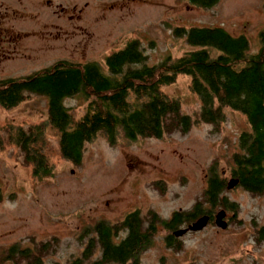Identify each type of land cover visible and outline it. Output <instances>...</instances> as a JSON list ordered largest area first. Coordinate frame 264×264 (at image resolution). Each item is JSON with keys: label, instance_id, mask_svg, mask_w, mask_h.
Returning a JSON list of instances; mask_svg holds the SVG:
<instances>
[{"label": "rangeland", "instance_id": "obj_1", "mask_svg": "<svg viewBox=\"0 0 264 264\" xmlns=\"http://www.w3.org/2000/svg\"><path fill=\"white\" fill-rule=\"evenodd\" d=\"M62 7L72 16L52 13ZM13 9L19 15L13 21L19 31H33L19 41L20 52L31 56L19 57V76L62 58L94 60L106 72L105 55L131 39L140 41L149 64L157 63L193 48L173 35L172 28L181 25H220L231 34H245L249 52H255L264 28V0H219L209 7L189 0H51L50 5L44 0H0V12L10 14ZM189 82V75L178 74L161 89L178 98L182 112L194 117L200 101ZM64 103L76 117L84 110L81 97ZM46 118L44 96L32 95L9 109L0 104V264H13L3 256L9 246L23 247L52 236L59 245L45 261L65 263L87 242L79 237L85 227L101 218L117 220L136 205L142 211L152 207L163 217L179 207L188 209L209 165L227 173L233 167L238 136L249 128L242 113L226 108L216 130L196 121L185 133L161 138L131 140L118 132L114 143L99 133L85 143L80 164H74L61 156L58 133ZM36 123H45L43 147L52 166L51 174L42 177L32 174V165L24 162L8 136L18 126ZM236 193L230 196H239ZM242 202L241 216L246 219L255 210L246 199ZM162 234L142 252V264H264V240H182L177 251L165 246ZM201 235L208 231L195 236Z\"/></svg>", "mask_w": 264, "mask_h": 264}, {"label": "trees", "instance_id": "obj_2", "mask_svg": "<svg viewBox=\"0 0 264 264\" xmlns=\"http://www.w3.org/2000/svg\"><path fill=\"white\" fill-rule=\"evenodd\" d=\"M218 1L189 0L204 7ZM172 33L193 48L149 64L140 41L131 39L105 55L106 72L96 61L59 60L52 66L19 76V83L6 89L7 93H19V97L0 98V104L9 109L27 99V93L46 95L45 123L58 133L61 156L74 164H80L85 143L99 133L114 143L118 132L131 140L161 138L175 132L185 133L196 121L210 123L216 130L225 119L226 108H230L242 113L249 125L238 136L232 171L263 172L264 28L259 33V48L255 52H249L245 34H231L220 25L174 26ZM178 74L190 76L189 88L199 98L200 108L194 117L182 112L178 98L161 89L174 82ZM69 97H81L85 102L83 112L77 117L64 103ZM45 123L18 126L8 133L9 141L14 140L24 162L32 165V174L37 177L52 172L43 147ZM3 141L0 134V148ZM131 215L128 213L116 223L97 221L87 231L83 230L79 237H88L87 242L80 253L65 263L45 261L59 245L57 236L32 240L31 245L23 247L11 245L3 256L13 264H142L139 253L152 240H132V232L118 243L112 240L118 229L130 227L134 221L138 227V218ZM172 246L178 251L183 244L178 241Z\"/></svg>", "mask_w": 264, "mask_h": 264}, {"label": "flooded vegetation", "instance_id": "obj_3", "mask_svg": "<svg viewBox=\"0 0 264 264\" xmlns=\"http://www.w3.org/2000/svg\"><path fill=\"white\" fill-rule=\"evenodd\" d=\"M44 2L48 5L51 4V0H44ZM75 8L76 5L73 4L71 9L75 10ZM80 9L78 12H80ZM52 13L57 16H72V13L67 12L66 7L52 9ZM77 16H79V14ZM7 19L10 20L8 24L6 23ZM18 19L19 15L15 14L14 9L10 14H8V10L4 13L0 12V98L9 97L11 99H17L19 97V93L12 91L7 93L6 89L14 83H19V57H21V59L31 57L29 54H25L22 51L20 52L22 47L19 46V41H22L26 36L32 35L33 31H19V25L13 22ZM59 60H67L68 63H83L62 58L38 69L52 66ZM32 95L46 97L43 93H27L28 98ZM262 164L263 172L261 173H236L233 172L231 168L228 173L225 169L221 172H216L215 167L211 164L199 181L201 187L200 193L198 195H196V193V196L194 195V200L188 209L179 207L178 209L172 210L169 216L163 217L152 207L142 211L140 207L136 205L117 220L97 219L91 225L85 227V229L87 231V228H90L97 221L116 223L122 220L128 213H131V217L134 215V218H138V227L135 226L134 221L133 225H130V227L128 225L118 229L115 234L112 235V240H115L117 243L119 240H124L131 236V232L133 234L132 240H154L158 233L161 234V232H163L161 240L164 241L167 248L172 250V245L182 240H255V242H257V240H264V163L262 162ZM232 178L236 179V182L232 187L228 188V181ZM232 193L239 194L241 197H232L230 196ZM246 196L248 198H246ZM243 198L246 199L255 210L251 211L246 219L241 216ZM107 203L108 200H106V204ZM219 210L224 211L222 216V219L226 222V227L224 228L218 226L215 222V217ZM200 216H207L206 225L201 229L191 230L188 228L180 235L175 234V230L187 228ZM174 219L176 220L173 221ZM243 223L248 224L249 227H246V225L243 226ZM206 231H208L207 236H195L198 233L203 234V232ZM87 233L89 236L92 234V232ZM192 235H194V237ZM221 235L225 236L221 237ZM85 239L87 240L88 237ZM149 246L143 251L148 249ZM143 251L139 253V261L141 263V254Z\"/></svg>", "mask_w": 264, "mask_h": 264}, {"label": "water", "instance_id": "obj_4", "mask_svg": "<svg viewBox=\"0 0 264 264\" xmlns=\"http://www.w3.org/2000/svg\"><path fill=\"white\" fill-rule=\"evenodd\" d=\"M235 182H236V179H233V178L230 179L228 181L227 187L228 188L232 187ZM223 213H224L223 210H219L215 217L216 224L222 228L226 227V222L222 219ZM206 222H207V216H200L192 224H190L187 228H179L175 230V234L180 235L184 233L188 228L191 230L201 229L203 226L206 225Z\"/></svg>", "mask_w": 264, "mask_h": 264}]
</instances>
